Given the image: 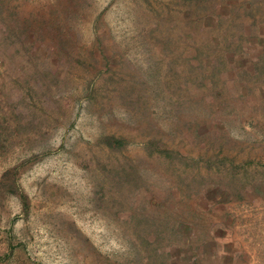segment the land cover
Instances as JSON below:
<instances>
[{
    "label": "rangeland",
    "instance_id": "374dc122",
    "mask_svg": "<svg viewBox=\"0 0 264 264\" xmlns=\"http://www.w3.org/2000/svg\"><path fill=\"white\" fill-rule=\"evenodd\" d=\"M0 264H264V0H0Z\"/></svg>",
    "mask_w": 264,
    "mask_h": 264
}]
</instances>
